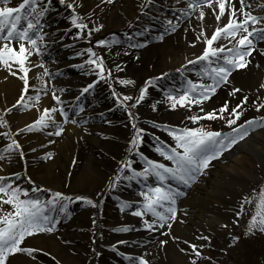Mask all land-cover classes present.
<instances>
[{
  "label": "snow or ice",
  "instance_id": "snow-or-ice-1",
  "mask_svg": "<svg viewBox=\"0 0 264 264\" xmlns=\"http://www.w3.org/2000/svg\"><path fill=\"white\" fill-rule=\"evenodd\" d=\"M11 3L12 0H0L2 5L0 6V66L5 68L11 76L23 81V87L16 102L0 113V129L9 128L5 115L12 113L13 109H35L39 115L16 133L0 132V138L8 141L4 147V153L15 152L20 160H24L23 146L14 138L15 136L39 132L49 137H60L65 131V125L87 123L86 120L78 121L76 117L85 111L81 99L91 94L97 84L103 81L109 87L113 82L127 86L134 81L113 77V70L106 67L104 56L97 54L94 46H89L76 52L77 57L84 58L83 62L76 67L86 74L94 75L96 79L85 85L73 101H65L62 99L65 89H57L54 84H51L55 75L49 71L43 60L49 47L44 21L49 11L53 10V0H20L16 6H9ZM56 3L69 13L68 20L71 25L69 31L75 29L72 39L74 41L83 39L91 45L93 33L101 31L103 25L92 21L91 13L80 14L77 9L83 7V4L77 3V0H56ZM104 3L111 4L113 0H101V4ZM97 7L100 5L98 4ZM140 8V16L148 17L150 22L140 25L139 31L126 34L128 48L132 49L146 47L145 41H139L136 38L150 34L151 22L156 20H160L163 27V31L157 36L160 41H163L165 35L176 32L185 22L191 21L193 16L202 22L206 16V10L214 16L218 25L211 36L206 35L203 29L196 36L197 41L202 39L204 48L200 55L187 60L186 64L176 69L180 76L178 86L173 84L167 88L162 87L159 82L169 75L163 73L147 81L145 86L139 89L136 97L128 95L121 97L115 88L111 92L118 106L123 108L129 117L133 137L130 141L129 158L120 162L118 172L110 180L109 187L115 191L121 184L129 187L133 183L136 184L141 201L137 202L135 207L132 202L119 201L120 211L131 210L132 216L140 218L141 225L136 230L153 233L166 229L161 234L169 235L180 213L178 201L187 194L186 190L206 174L212 161L218 160L233 146L244 141L251 130L264 127V115L238 124L244 111L247 110L245 107L248 103L247 95L235 105H231L229 100H224L219 107H213L210 111L205 110L208 102L217 95L219 90L231 85L230 77L233 73L248 67L254 53L264 55V47H261L264 45V15L254 14L257 10H264V4L254 6L252 0H174V3L157 6V0H143ZM153 8L159 15H152ZM168 13H171V16ZM140 16L137 17L138 21ZM161 16L162 19H160ZM225 16L227 21L221 26L222 18ZM129 27H132L131 23ZM221 40L226 43H218ZM120 44L121 40L115 38L114 34L111 40H97L95 47H106L110 50L113 46ZM191 46L195 47V43ZM124 54L127 55L128 52L125 51ZM33 56L39 57V61L33 62L31 60ZM34 68L43 69L42 73L36 75L39 87L30 84L29 73ZM116 70L123 71L119 64L116 65ZM188 73H192L196 79L190 78ZM149 87H155L163 94L161 100L152 104L153 111H156L157 105L161 103L173 111L185 109L188 113H193V109H198L194 114L185 117L193 125H197L196 127L178 128L152 124L173 141L172 144H168L161 141L160 137H154L155 152L164 161L169 162L167 164L149 159L139 151L146 130L139 126L138 117L133 115L132 110L145 101ZM260 88H264V83L260 85ZM239 92L241 89L232 87L228 91V96L235 97ZM49 93L54 104L41 110L39 108L41 94L46 96ZM128 101L133 102L129 105ZM252 103L257 112L264 109V98L260 96H257ZM57 114L61 117L60 121L56 119ZM218 120L223 121L231 131L208 130L201 124L202 121ZM54 142L49 141V143ZM32 151L35 152L36 149ZM134 156L143 161L139 169L134 167L136 164V160L132 158ZM43 158H51V153L45 154ZM5 159V155L0 153V161ZM21 179H27L32 187L23 188L17 183ZM46 191L49 193L48 198L42 200L39 194ZM77 201L97 207L91 199L83 196L73 198L61 192L45 190L35 185L30 177L22 178L17 173L9 177L0 176V264H11L10 258L18 254L35 259L33 254L37 250L22 246L25 240L35 235L55 232L61 217L70 216L69 206ZM252 202V198L248 196L242 198L239 210L235 213L237 219L234 223H237L244 213L245 205ZM4 205L10 208L5 210ZM186 214L185 212L184 215ZM180 222L183 223L182 220ZM93 223L95 224V220ZM222 227L226 228L227 225ZM131 230L133 229L127 226L117 229L121 232ZM256 231L264 233V188L259 191L256 211L248 222L246 234ZM173 239L179 238L173 237ZM196 239L207 243L195 244L183 241L187 244L188 250L181 248L180 251L188 258L187 264H203L204 261L211 260V257L202 254L203 248L211 247V237L201 234ZM118 243L126 242L118 241ZM160 243L164 245L167 241ZM112 250L118 251L116 245L112 246ZM118 254L128 261V264H150L146 258L147 254L138 257Z\"/></svg>",
  "mask_w": 264,
  "mask_h": 264
},
{
  "label": "rangeland",
  "instance_id": "rangeland-1",
  "mask_svg": "<svg viewBox=\"0 0 264 264\" xmlns=\"http://www.w3.org/2000/svg\"><path fill=\"white\" fill-rule=\"evenodd\" d=\"M14 3L17 4L18 0H12L11 4ZM77 3L83 4V7L77 9L80 14L87 15L88 13H91L92 21L96 24L102 23L101 15L96 12V9H98L97 0H77ZM140 3L141 0L138 1V4ZM165 3L171 4L174 3V0H158L157 6H161ZM140 12L141 9L137 13L136 19L131 22L129 21V23L123 28L114 29L107 35L105 34L104 28L99 32L93 33L92 44L89 45L83 39L75 41L72 39L75 29L69 31L71 27L68 20L69 13L64 8H61L58 3H56V0H53V10L49 11L44 21L45 32L48 33L47 43L49 47L43 60L46 66H49L50 64L58 66L56 69H51V73L55 75V79L53 80L54 83L68 87V91L63 93L65 97L64 100L73 101L85 85L96 79L94 75L86 74L83 70L76 67V65L81 64L84 59L83 57H77L76 52L82 51L89 46H94V50L97 54L104 56L106 67L113 70V77L130 79L134 81V83L122 86L113 82L112 86L109 87L107 83L101 81L96 85L91 94L86 95L81 99L85 111L81 113L79 117L86 118L87 123H84V127L86 128L88 137L82 144L81 155L77 162L78 169H85L88 168V166L92 169L102 167L101 161H109L111 169L108 170V176L96 177V183L91 191L87 193L81 192V188L77 184L78 181L76 174L71 175L60 165L55 166L52 171L53 174H44L40 171L42 166L52 163L56 159V155L51 153V158L44 159L43 157L45 155H40L34 147V143H36L37 140L31 138L33 133H25L14 137L23 146V151L25 152L24 160H20L15 152L4 153V147L8 141L0 138V153H3L6 157L5 160L0 161V165L3 166L0 169L1 176L9 177L13 173H17L22 178L30 177L35 185L45 190L50 189L52 192H61L73 198L76 196H83L91 199L97 204V207H92L84 204L83 201L72 203L69 206L71 215L61 217V222L55 232L51 234L44 233L35 235L25 240L24 245L22 246L31 247L37 250L33 254L35 259L28 257L27 255L18 254L17 256L10 258L11 264H22L21 260L23 259L32 262L33 264H128V261L123 259L118 253L128 254L135 257L147 254L146 258L150 264H187L188 258L180 251L181 248L188 250L187 244L183 241H189L194 235L204 234L206 225L201 218H198L199 221L196 220L198 221L199 226L186 221L184 223L186 226L184 231H178L176 229L177 227L173 226L169 235H162V231H160L156 236H153L152 233L143 230H136L141 225L140 218L132 216L130 214L131 210H126L124 212L119 211L118 213V210H120L118 202L126 201L124 197L137 193L138 186L134 183L131 187H125L126 184H121V190L116 189L115 191H112L109 187L110 180L118 172L120 162L129 158L130 141L133 137V129L129 117L125 110L118 106L116 100L111 95L112 89L115 88L121 97L124 95L136 97L139 94V89L144 87L147 81L140 85L135 74L128 71V65L134 63L136 60L135 54L142 52L152 44L162 46L166 40L175 36L183 26L182 24L176 32L165 35L163 41H160L157 39V36L163 31V27L160 20H156L151 22L152 31L150 34L136 38L139 41H145L146 47L139 49L128 48L126 34H132L139 31L140 25L150 22L148 17L140 16ZM151 12L152 15H159L155 8H153ZM209 15L210 12L206 10L205 18ZM138 16H140L139 21L137 20ZM162 18L163 17L161 16L160 19ZM197 21L199 20L193 16L191 21L185 22L188 23L187 28H190L192 24H195ZM226 21L227 17L222 19L221 25ZM130 23L132 24V27H129ZM201 23L203 26L205 24V28L209 32L214 28L212 22L204 23L203 20ZM114 34L115 38L121 40L120 45L113 46L110 50L106 47H95V42L97 40H111L114 38ZM125 51H131L130 54H132V56L127 58L129 55H125ZM117 64L121 66L123 71L116 70ZM161 74L163 73L160 70H156L154 77H159ZM179 81V73L174 71L169 73L168 77L161 80L159 83L162 87L167 88L173 84L179 85ZM57 94L59 95L60 93ZM162 96L163 94L161 91L157 90L155 87H149L145 101L132 110L133 115L138 117L139 126L146 130L143 143L139 146V151L143 153L145 157L146 155L142 151V146L148 144V146L152 148L149 152L150 154L155 150V136H164L166 140L160 139L161 141L168 144L173 143L171 137L158 128L153 127V123L178 128L197 126L187 120H183L178 124H172L170 121L162 122L161 118L155 115L160 104L157 105L156 111H153L152 109V104L157 100H161ZM45 100L46 96H41V101L39 103V108L41 110L43 109ZM132 102L133 101H128L127 103L130 105ZM142 108L143 110L147 109L150 113L155 115L156 118H152L151 120L142 118L140 115L143 113ZM34 115H39L35 109H13L12 113L5 115V119L9 122V128L0 129V132L9 131L11 133H16L18 131L16 128L17 124L21 123L26 117ZM56 118L61 119L59 114L56 115ZM108 126L110 128H115L117 131H120L121 128L128 130L122 137L108 136V139L117 141L122 145L119 150L113 149L114 151L109 155L90 142L91 138L103 135H95L100 127ZM204 126H206L208 130L211 128L210 124H204ZM235 146L224 154H229ZM32 149H36V151L33 152ZM154 154H156V158H153V160L166 164L169 163L164 161L156 152ZM250 155L261 168H264V158L255 151H251ZM132 158L136 160L134 167L138 169L142 167L143 161L140 160L139 157L134 156ZM90 161L93 163L92 165H90ZM216 161L217 160L212 161L206 174L201 176L198 182L190 189L186 190L187 194L178 201V208L183 205V203L191 201L201 192L205 185L206 178ZM17 183L25 189H30L32 187V185L27 182V179L18 180ZM246 186L247 187L241 185L240 187L244 194L234 191L233 188L230 189L229 193L231 195L226 202L236 203V201L232 200V197H234L239 205L242 198L245 196H248L253 200L251 204L245 205V211L237 223L233 222L232 226L228 229H221V233L222 231L226 233V236L230 237L232 241L227 244L226 239L224 242L223 237L216 238L215 236H210L211 243L218 247L219 251H217L216 258L209 256L211 257V260L204 261L203 264H264V233L256 231L251 234H246L248 222L256 211L259 191L261 188H264V174H259L257 178L250 181V184ZM39 195L43 200L48 198L49 193L46 191ZM136 203L137 202H133V207L136 206ZM3 208L8 210L10 206L4 205ZM179 214L177 224H179ZM94 220L95 224L93 223ZM124 226L133 230L129 232L117 231V229ZM164 231H166V229ZM173 237L179 239L175 240ZM234 237L236 239H234ZM118 241H125L126 243L119 244ZM161 241H167V244L162 245L160 243ZM113 245H116L118 251L112 250ZM97 253H99V255H97ZM208 253L213 254L212 252Z\"/></svg>",
  "mask_w": 264,
  "mask_h": 264
},
{
  "label": "bare ground",
  "instance_id": "bare-ground-1",
  "mask_svg": "<svg viewBox=\"0 0 264 264\" xmlns=\"http://www.w3.org/2000/svg\"><path fill=\"white\" fill-rule=\"evenodd\" d=\"M138 1L139 0H113V3L111 4H101V0H97L100 7L96 9V12L101 15L102 23L100 24L103 25L106 35L114 29L125 27L129 21L131 22L136 19V15L141 9L140 5L143 3V0H141L140 4H138ZM19 2L20 1L18 0V3ZM252 2L254 6L257 4H264V0H252ZM17 4L14 3L9 6H16ZM254 14L264 15V10H257ZM168 15L171 16L170 13ZM206 22L213 23L214 28L212 31H207L205 24L203 26L200 21L195 22V24L193 23L190 28H187L188 23H184L175 36L166 40L162 46L152 44L142 52L135 54L136 60L134 63L128 65V71L135 74L140 85L154 78L156 70L168 74L176 71L181 65L186 64L187 60L194 59L201 54L204 44L202 39L197 41L196 36L199 35L201 29L205 31L206 35L211 36L215 27H217V22L211 14L204 19V23ZM198 25L199 27H197ZM193 43H195V47L191 46ZM218 43H226V41L221 40ZM261 47H264V45H261ZM128 53L129 54L127 55H129V57L127 56V58H130L132 56V54H130L131 51H128ZM39 59L40 58L36 56L31 57L33 62H37ZM251 61L252 62L247 68L233 73L232 77H230L231 85L228 88L218 91L217 95L206 105V111H210L213 107H219L224 100H229L231 105H235L243 98V96L247 95L248 103L245 105L247 110L244 111L238 124L243 123L248 119H258L261 115H264V109L257 112L252 103L256 100L257 96L264 98V88H260V85L264 83V55L254 53L251 57ZM46 67L50 72L51 69L58 68L55 64H50ZM189 67L191 66L189 65ZM42 71L43 69L41 68H34L29 73L31 85H36L37 87L40 86L39 82L36 80V75L42 73ZM188 75L190 78L196 79L192 73H188ZM51 84H54L57 89H65L64 92L68 91L67 86L58 85L54 83V81H52ZM22 87L23 81L18 77L11 76L5 68L0 66V113H3L6 108L11 107L16 102L21 93ZM232 87L241 89V92L237 93L235 97L228 96V91ZM41 96H43V94H41ZM62 99H65L64 95H62ZM53 104L54 102L51 100V95L49 93V95H46L43 108L50 107ZM142 111L143 113L140 114L142 118L151 120L152 118H156L155 115H157V117L159 116L161 118L162 122L170 121L172 124H178L183 120H186L185 117L187 115L194 114L198 109H193V113H188L185 109L173 111L166 105L160 104L155 115L150 113L147 109L143 110L142 108ZM36 117V115L26 117L21 123L17 124V130L31 123ZM56 119L58 121L61 120L58 118ZM76 119L78 121L86 120L84 117ZM201 124H210V130L213 131H231L223 121L219 120L212 122L202 121ZM127 131L128 130L125 128H121L120 131H117L115 128H110L109 126L100 127L95 135H103L91 138L90 142L109 155L114 151L113 149L119 150L122 145L117 141L108 139V136L122 137ZM87 137L84 123L79 122L76 125L70 123L65 125V131L60 137H49L45 133H33L31 138L37 140V142L34 143V147L40 155H45L47 153H53L56 155V159L52 163L42 166L40 171L44 174H53L52 171L55 166L60 165L71 175L76 174L78 181L77 184L80 186L81 192L87 193L91 191L96 183V177L108 176V170L111 169L109 161H101L102 167H97L95 169H92L89 166L85 169H78V158L81 155L82 144ZM160 139L166 140L164 136H160ZM50 140L55 142L49 143ZM151 150L152 148H150L148 144L142 146V151L147 158H156V154H154L155 150L149 154ZM251 151L257 152L262 158H264V127H257L255 130H251L249 136L244 141L239 142L229 154H224L213 164L212 170L209 172L201 192L191 201L185 202L179 207V224H177V222L173 224V226L177 227L176 229L178 231H184L186 228L184 223L186 221L199 226L198 218H201L206 225L204 235L215 236L216 238L223 237L224 242L226 239L227 244L232 241L230 237L226 236V233L223 231L221 233V229H228L232 226L233 222L237 219L235 213L239 210V205L234 197H232V200L236 201V203H226L231 195L229 191L233 188L234 191L244 194L240 189L241 185L247 187L246 185L250 184V181L257 178L259 174H264V168H261L252 159L250 155ZM90 163V165L93 164L91 161ZM2 167L3 166L0 165V169ZM125 187H127V185H125ZM117 189L121 190V186ZM124 199L133 203L140 202L142 198L137 192L128 197H124ZM119 211L120 210H118V213ZM185 212L187 213L186 215H184ZM181 220L183 223L180 222ZM225 224L227 227H222V225ZM158 233L160 232H153L152 235L156 236ZM199 235L201 234L192 236L189 241L195 244H206L207 242L196 239ZM217 251H219V248L211 243V247L203 248L202 254L204 256H212L213 258H216ZM208 252H212L213 254ZM21 263L33 264L25 259L21 260Z\"/></svg>",
  "mask_w": 264,
  "mask_h": 264
}]
</instances>
